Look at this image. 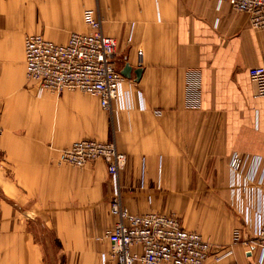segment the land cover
<instances>
[{
	"label": "crops",
	"instance_id": "1",
	"mask_svg": "<svg viewBox=\"0 0 264 264\" xmlns=\"http://www.w3.org/2000/svg\"><path fill=\"white\" fill-rule=\"evenodd\" d=\"M86 8L117 40L119 68L143 69L121 83L112 112L98 95L45 90L26 76V38L91 32ZM258 66L264 30L223 0H0V264H45L39 220L59 235L96 226L97 205H110L103 160L60 163L81 139L114 140L127 155L119 185L129 212H181L219 254L232 251L221 264H264V249L248 245L257 234L248 192L233 195L230 172L234 152L244 175L253 158L264 163V97L249 77ZM237 228L244 242L233 244ZM87 242L93 249L94 233Z\"/></svg>",
	"mask_w": 264,
	"mask_h": 264
},
{
	"label": "built area",
	"instance_id": "2",
	"mask_svg": "<svg viewBox=\"0 0 264 264\" xmlns=\"http://www.w3.org/2000/svg\"><path fill=\"white\" fill-rule=\"evenodd\" d=\"M234 10L249 15L251 28L264 30V0H223ZM85 23L91 32L72 33L65 43L54 42L41 34L31 35L25 44L27 78L41 88L54 92L79 90L98 95L102 107L112 112L113 101L126 79L117 67L118 42L106 35L97 10L84 12ZM140 55L141 52H140ZM250 80L256 86V97H264V66L249 70ZM63 161L84 167L103 160L115 186L111 212L117 223L109 233L115 264H214L229 256L200 232L187 229L180 216L174 213L151 212L133 214L124 207L119 188V175L126 166L127 155L119 151L115 141L100 142L85 139L75 142L62 155ZM245 157L234 152L230 159L233 195L248 192V214L254 211L257 234L249 241L264 249V163L253 158L249 170L243 174ZM243 180L251 185H243ZM242 231L233 232V244L242 243Z\"/></svg>",
	"mask_w": 264,
	"mask_h": 264
},
{
	"label": "rangeland",
	"instance_id": "3",
	"mask_svg": "<svg viewBox=\"0 0 264 264\" xmlns=\"http://www.w3.org/2000/svg\"><path fill=\"white\" fill-rule=\"evenodd\" d=\"M87 9L89 8H86L85 10ZM85 10L83 11V19H84ZM37 34L39 33L31 34V35H37ZM32 83L35 84L34 82ZM81 140H85V139H81ZM91 140H96V139H91ZM109 141H114V140H109ZM100 142H106V141H100ZM74 143H72L68 148H70ZM68 148H65L61 151L60 163L69 164L63 161L62 159V155L64 151ZM69 165L77 167L72 164ZM109 188H110L109 193L111 195L110 205L108 207L101 206L99 204L97 205V220H96V226L94 227H85V228L62 227L59 228L60 231L59 234L60 237H59V235H57V230L55 227L47 226L45 225L44 221L39 220L38 224L35 226L34 229L37 233V239L41 243L45 251V264H104L105 260L101 256L105 253L111 255L109 256V260H108L109 262H111L110 264H115V260L112 258V245L109 239V233L112 230H114L117 223V217L111 212V202L115 190L113 181L112 183L109 182L108 189ZM1 192L2 191L0 189V195L4 199H6L5 198L6 195L4 196L3 194H1ZM120 192H121V188H120ZM9 201L12 202L11 200ZM159 213H163V212H159ZM170 213H174L180 216L183 223L184 216L181 214V212H170ZM93 233L95 235V243H94L95 246L93 249L88 250L87 237L89 236V234L92 235ZM62 240H64V242Z\"/></svg>",
	"mask_w": 264,
	"mask_h": 264
},
{
	"label": "water",
	"instance_id": "4",
	"mask_svg": "<svg viewBox=\"0 0 264 264\" xmlns=\"http://www.w3.org/2000/svg\"><path fill=\"white\" fill-rule=\"evenodd\" d=\"M119 68V66L117 65ZM121 74L126 78H132L135 75L137 80H140L143 69L141 67L134 69L129 63L125 64L122 68H119Z\"/></svg>",
	"mask_w": 264,
	"mask_h": 264
}]
</instances>
